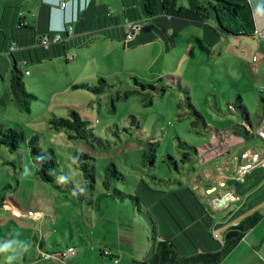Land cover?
<instances>
[{
	"label": "rangeland",
	"instance_id": "obj_1",
	"mask_svg": "<svg viewBox=\"0 0 264 264\" xmlns=\"http://www.w3.org/2000/svg\"><path fill=\"white\" fill-rule=\"evenodd\" d=\"M199 1L206 8L213 0ZM140 2L130 14L143 19L147 33L141 41V32L129 41L94 35L40 63H18L28 92L38 97L31 112L20 110L0 77V124L38 137L45 153L54 152L64 187L33 177L26 146L11 152L0 145V264H111L104 252L119 264H142L153 259L158 239L172 240L181 256L213 251L228 228L256 210L263 219L248 241L264 237V167L237 171L252 161L243 158L245 150L264 156V104L236 61L229 43L236 41L222 36L223 42L212 45L191 26L179 34L171 27L164 32ZM178 6L191 9V0H178ZM113 7L121 11L117 0ZM136 82L156 90L143 91ZM101 87L104 93H95ZM184 90L208 128L188 107ZM74 112L98 140H70L71 131L52 125L53 117L73 121ZM76 151L95 158L93 189L78 168ZM110 161L123 175L109 174L107 188ZM236 187L241 199L218 207L216 200ZM71 245L75 255L62 259L57 253ZM255 246V256L244 244L221 264H264V243Z\"/></svg>",
	"mask_w": 264,
	"mask_h": 264
},
{
	"label": "crops",
	"instance_id": "obj_2",
	"mask_svg": "<svg viewBox=\"0 0 264 264\" xmlns=\"http://www.w3.org/2000/svg\"><path fill=\"white\" fill-rule=\"evenodd\" d=\"M64 1L67 3V5L62 8L61 3ZM115 1L0 0V77L1 83L6 85L5 90L9 91L14 96L11 83L12 74L15 70L16 64H18L20 61L26 64L40 63L38 60L42 61V59L45 57L47 58L50 55H56V53L65 50L67 44L71 45V43L77 40H87L94 35H109L111 37L120 38L125 37L127 33V21H143L140 14V17H138L137 12L136 14H130V12L133 11V8L136 7V3L139 0H117V2L121 5V11H118V13H116L115 8L113 7ZM142 1L143 0L140 2V6L143 9ZM249 2L254 11L256 31L262 32L264 34V0H249ZM191 5V9H196L197 7L202 6V3L199 0H191ZM21 22H24L23 28L19 27ZM155 22L158 23L157 25H159L164 32L169 29L168 27H171V29L174 31L173 33L177 34L182 33L190 26L191 28L200 29L204 40L212 45L216 44L217 42H223L221 39L222 36L236 41L234 44L229 42L230 46L234 48V52L237 55L236 61H238L241 70L247 74L246 76L249 78V80L253 81V85L255 84L253 91L255 88L256 91H259V94L262 96L261 100L264 104V40L260 39L255 34L253 37H235L226 35L217 28V24L213 16H210V26L203 28L192 25L187 21L171 20L166 17L157 18ZM68 24H70L73 30L70 37L67 36L66 32L63 30ZM145 31L146 30L143 28L141 34L138 35L140 41L142 40V37L145 38L144 36H146L147 33H145ZM41 36H49L51 40H53L56 36H60L63 41L61 42L62 45L60 44L59 46L55 44L51 46L53 50H51V47L50 50H43L37 43ZM14 46L16 48L13 50L14 53L12 54L10 52ZM224 53H226V50H224ZM228 55L229 57L232 56L230 53ZM1 83L0 89L3 88ZM258 84L260 85V88L256 86ZM0 100L1 102H4L3 96L0 97ZM249 124L251 123L249 122ZM212 129L215 130L214 128ZM247 130H249L248 127ZM260 132H264V126L261 128ZM233 137L236 139L235 145L237 146L236 141H238L240 138H238L237 135ZM233 137L229 136V138ZM226 139L228 138L223 139L221 142H224ZM208 152H211V150ZM230 154L231 153L229 152L228 155ZM246 154H250L248 158L252 157V161L237 169L238 172L246 173L249 169H254L258 166L264 167V156H262L259 152L255 151L254 149L245 150L242 154L243 158ZM255 156H258L257 161L254 159ZM247 166L250 168L247 169ZM253 181H255V179ZM221 184L223 185V183ZM237 191L238 189L236 187L224 194L221 198L216 200V203H218L217 206L223 207L224 205H227L228 202L238 201L241 199L242 196H237L234 194ZM15 205L18 210H21L16 203ZM255 213L261 214V210H256V212L253 214ZM17 217L21 218L22 216L19 215ZM40 217L42 216H39L38 218ZM262 219L257 224H255L253 228L248 230L244 236H242V239L236 244L234 248L231 249L228 255L232 254L235 250L241 248L242 245L245 244L248 246L247 248H251L250 254L255 256V245H262L264 243V237L260 238L258 241L253 240V238L250 241L248 240L250 235L256 231V228L259 226ZM243 222L240 224H243ZM240 224H234L231 227ZM228 230L222 245L213 251L221 250L224 245L227 246L229 244L230 240L228 236ZM71 238V242L73 244L74 239L73 237ZM253 241H255L256 244H254ZM68 248L75 249L74 245H71ZM198 251L200 252L203 250L200 249Z\"/></svg>",
	"mask_w": 264,
	"mask_h": 264
},
{
	"label": "trees",
	"instance_id": "obj_3",
	"mask_svg": "<svg viewBox=\"0 0 264 264\" xmlns=\"http://www.w3.org/2000/svg\"><path fill=\"white\" fill-rule=\"evenodd\" d=\"M143 11L146 14L147 18L156 21L157 18L166 17L171 20H183L187 21L192 25L198 27L210 26V16L214 17V20L217 24V28L224 34L235 36V37H253L256 32L255 20H254V11L251 7L249 0H213L209 1V7H197L196 9H189L178 6V0H143ZM70 24L65 28L67 29ZM19 27H24V22H21ZM64 30V29H63ZM65 32V31H64ZM67 36L70 37L66 30ZM43 37V36H41ZM40 37V38H41ZM49 37V36H48ZM39 38V39H40ZM39 39L37 41L39 45ZM63 42V41H61ZM59 42V43H61ZM57 43L56 45H58ZM55 45V44H52ZM51 45V46H52ZM40 46V45H39ZM50 46V47H51ZM41 47V46H40ZM43 50H50L41 47ZM10 53H14L11 51ZM38 62H41L38 60ZM12 91L15 99L19 104V108L23 112H31L32 103L38 101V97L33 93L28 92L26 88V83L24 81V74L22 70L18 68V64L15 66V70L12 74ZM108 88V82L105 81ZM136 85L140 87L143 91L149 89L156 90L154 85L150 84H140L136 82ZM78 89V87H76ZM97 94L104 93L105 89L100 88L94 90ZM187 95L188 107L194 111V114L202 120V123L206 128H208L207 122L202 116V114L195 108L192 103L191 98L188 96L186 90H184ZM130 93H125L127 98ZM239 109L242 111L243 116L245 117V122H250V114L246 106L243 105L242 99L239 97ZM113 105L115 102L113 100ZM237 109V108H236ZM136 122L134 118L133 123ZM52 125L59 128H66L72 133L69 135L70 140H82L88 143H92L95 140H98V137L94 132L87 127V123L83 122L77 113H73V121L70 119L57 118L53 117L51 119ZM195 124V123H194ZM216 130V129H215ZM0 145L8 148L11 152H18L23 146H26L27 152L31 158V161L34 165L32 169V175L38 181L43 184L55 185L58 188H64L60 185L58 180V160L54 152L52 155L45 153L42 148L39 146V138L32 137L29 138L26 132L18 128H8V126L0 124ZM155 147V144L151 145ZM195 149V148H194ZM154 153L155 150L153 149ZM75 159L78 162V168L83 172V175L86 180H90V187L93 189L96 185V175L97 169L94 164L95 158L91 155L76 151L74 152ZM154 159L155 154L152 155ZM155 161V160H154ZM111 162V161H110ZM109 174L123 175L118 170L115 163L111 162L106 168V187L110 185ZM75 184L72 183L74 187ZM116 192H118L116 190ZM133 199V197H131ZM6 200V199H5ZM4 200V202H5ZM138 202L140 200L137 198ZM4 206V205H3ZM13 215V214H12ZM15 217L16 219H21L20 217ZM152 224L154 229L157 228V225L153 222ZM262 219L260 213H255L247 217L243 224L233 226L228 230L229 244L223 246L221 250L217 251H197L196 253L190 254L188 256H181L178 253L176 246L172 240L163 239L155 240L157 251L155 252L153 259L150 262H143L142 264H221L222 261L227 257L228 253L236 244L242 239L248 230L253 228ZM155 236H157L156 230L154 231ZM44 243L40 244L41 249H44ZM47 255L51 254L45 252ZM59 256L63 258V252H58ZM104 257H109L111 259V264L115 259H112L109 253H102ZM27 261V260H26Z\"/></svg>",
	"mask_w": 264,
	"mask_h": 264
},
{
	"label": "built area",
	"instance_id": "obj_4",
	"mask_svg": "<svg viewBox=\"0 0 264 264\" xmlns=\"http://www.w3.org/2000/svg\"><path fill=\"white\" fill-rule=\"evenodd\" d=\"M66 5H67V3L65 1L61 3V7L62 8H64ZM126 27H127L126 37H127L128 41H129V40L134 39L142 31L143 24H142V21H137V20H135V21H127L126 22ZM66 30H67L68 34H70V35L72 34L73 30H72L71 26L68 27L67 29L64 28L65 32H66ZM254 34L257 37H259L260 39L264 40V34L262 32H259V31L257 32L256 31ZM61 41H62V38L60 36H56L53 40H51L50 37H48V36H43V37H41L39 39V45L41 47H43V48L48 49V48H50V46L52 44H57V43H59ZM15 48L16 47L14 46L13 50H15ZM259 134H260V136L262 138H264V132H260ZM244 157L247 158L246 155H244ZM254 159L257 161L258 160V156H255ZM249 168L250 167L247 166V169H249ZM213 237L214 238H218V233H214ZM74 255H75V249L74 248H68L62 254L64 259L71 258ZM112 264H119V261L117 259H115Z\"/></svg>",
	"mask_w": 264,
	"mask_h": 264
},
{
	"label": "bare ground",
	"instance_id": "obj_5",
	"mask_svg": "<svg viewBox=\"0 0 264 264\" xmlns=\"http://www.w3.org/2000/svg\"><path fill=\"white\" fill-rule=\"evenodd\" d=\"M246 157L248 158V157H249V155L247 154V155H246Z\"/></svg>",
	"mask_w": 264,
	"mask_h": 264
}]
</instances>
